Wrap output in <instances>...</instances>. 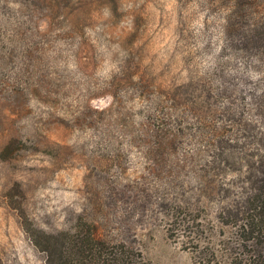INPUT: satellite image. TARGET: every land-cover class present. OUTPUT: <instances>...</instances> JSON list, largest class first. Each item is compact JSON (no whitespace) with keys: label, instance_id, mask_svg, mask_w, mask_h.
<instances>
[{"label":"rangeland","instance_id":"rangeland-1","mask_svg":"<svg viewBox=\"0 0 264 264\" xmlns=\"http://www.w3.org/2000/svg\"><path fill=\"white\" fill-rule=\"evenodd\" d=\"M263 20L264 0H0L1 263L47 264L34 228L82 224L136 264H264L236 210L264 180Z\"/></svg>","mask_w":264,"mask_h":264},{"label":"trees","instance_id":"trees-1","mask_svg":"<svg viewBox=\"0 0 264 264\" xmlns=\"http://www.w3.org/2000/svg\"><path fill=\"white\" fill-rule=\"evenodd\" d=\"M263 30L264 20L258 24L257 31L250 32V39H255L256 33ZM163 109L164 105L160 104V112ZM164 115L160 117L162 126L165 125ZM157 133L158 137L160 129ZM236 210L242 218V228H249L252 234L261 237L264 244V180L243 192L240 200L236 201ZM31 235L34 245L46 254L47 264H136L123 241L105 240L96 228L87 229L82 224L56 233L34 228ZM258 255L264 262V249Z\"/></svg>","mask_w":264,"mask_h":264}]
</instances>
